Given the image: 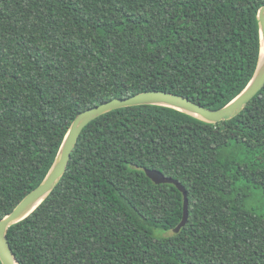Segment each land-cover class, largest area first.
I'll return each mask as SVG.
<instances>
[{
  "label": "trees",
  "instance_id": "16d2710c",
  "mask_svg": "<svg viewBox=\"0 0 264 264\" xmlns=\"http://www.w3.org/2000/svg\"><path fill=\"white\" fill-rule=\"evenodd\" d=\"M262 6L0 0V219L42 182L79 113L145 91L228 104L256 69ZM145 169L186 190L177 234L182 194ZM257 191L264 203V86L216 124L125 107L84 127L57 185L6 238L18 264H264Z\"/></svg>",
  "mask_w": 264,
  "mask_h": 264
},
{
  "label": "water",
  "instance_id": "95a60500",
  "mask_svg": "<svg viewBox=\"0 0 264 264\" xmlns=\"http://www.w3.org/2000/svg\"><path fill=\"white\" fill-rule=\"evenodd\" d=\"M257 21L260 33V51L256 69L242 92L225 106L215 110L208 109L185 97L169 92L145 91L129 98H115L79 113L71 122L54 162L42 182L26 194L10 213L0 219V263L18 264L6 238L8 228L27 218L51 193L66 171L70 155L82 130L101 115L116 109L139 105H159L173 108L210 124L228 121L238 115L250 99L264 86V6L258 11ZM144 173L154 184H172L182 194L183 216L180 223L173 230V233L177 234L185 226L188 217V201L185 188L178 181L165 177L156 170L145 169Z\"/></svg>",
  "mask_w": 264,
  "mask_h": 264
},
{
  "label": "rangeland",
  "instance_id": "374dc122",
  "mask_svg": "<svg viewBox=\"0 0 264 264\" xmlns=\"http://www.w3.org/2000/svg\"><path fill=\"white\" fill-rule=\"evenodd\" d=\"M248 206L254 209L256 213L264 215V203L260 192L257 191L256 195L249 200Z\"/></svg>",
  "mask_w": 264,
  "mask_h": 264
}]
</instances>
